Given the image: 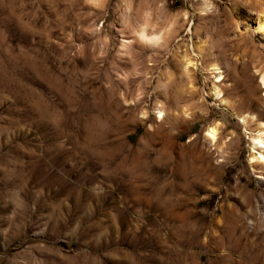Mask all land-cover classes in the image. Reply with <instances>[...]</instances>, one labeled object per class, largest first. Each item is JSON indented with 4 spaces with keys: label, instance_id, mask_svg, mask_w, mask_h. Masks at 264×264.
Segmentation results:
<instances>
[{
    "label": "rangeland",
    "instance_id": "rangeland-1",
    "mask_svg": "<svg viewBox=\"0 0 264 264\" xmlns=\"http://www.w3.org/2000/svg\"><path fill=\"white\" fill-rule=\"evenodd\" d=\"M257 18L264 0H0V264H264Z\"/></svg>",
    "mask_w": 264,
    "mask_h": 264
},
{
    "label": "bare ground",
    "instance_id": "bare-ground-1",
    "mask_svg": "<svg viewBox=\"0 0 264 264\" xmlns=\"http://www.w3.org/2000/svg\"><path fill=\"white\" fill-rule=\"evenodd\" d=\"M248 28H250L254 33H258L260 35H264V20L257 18L255 21L247 22ZM142 39L148 40L150 42L154 41L156 36H147L144 31L140 34ZM156 44V43H155ZM190 63V62H189ZM209 71L213 73V78L216 82L220 81L223 78L222 71L216 64H212L209 67ZM261 82L264 85V74L261 75ZM215 98L219 99L220 102L226 104V99L223 97V94L220 92L216 85H212V90L210 92ZM158 118H161L162 112L160 109L157 110ZM239 120L242 124H245V120L243 117H239ZM249 132V131H248ZM209 133H212L211 135ZM206 136L211 140L214 141L216 138V131L214 128H209L206 131ZM250 138V163H264V123L261 121L259 124V128L251 134V136H247ZM260 178V176H258Z\"/></svg>",
    "mask_w": 264,
    "mask_h": 264
},
{
    "label": "snow or ice",
    "instance_id": "snow-or-ice-1",
    "mask_svg": "<svg viewBox=\"0 0 264 264\" xmlns=\"http://www.w3.org/2000/svg\"><path fill=\"white\" fill-rule=\"evenodd\" d=\"M210 135L212 134V133H209Z\"/></svg>",
    "mask_w": 264,
    "mask_h": 264
}]
</instances>
